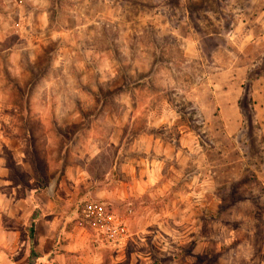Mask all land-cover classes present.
Instances as JSON below:
<instances>
[{
    "label": "rangeland",
    "instance_id": "obj_1",
    "mask_svg": "<svg viewBox=\"0 0 264 264\" xmlns=\"http://www.w3.org/2000/svg\"><path fill=\"white\" fill-rule=\"evenodd\" d=\"M87 1L55 0L54 28L42 32L40 49L24 54L21 83L28 101L39 107L31 116L48 120L55 130L38 129L40 138L29 147L34 176L11 159L12 179L29 185L34 177L45 187L75 174L67 181L72 201L62 199L54 207L74 227L82 203L97 201L95 188H112L122 174L128 177L127 167L143 155L138 150L144 133L160 135L177 151L183 129L196 137L185 150L191 156L185 186L191 199L199 201L206 155L220 176L216 183L230 190L225 195L234 196L237 213L250 220L237 262L264 264V0H103L94 6ZM78 2L84 16L77 15ZM7 36L2 47L17 39ZM7 62L6 54V70ZM237 86L243 127L232 143L217 97ZM45 104L50 108L41 113ZM167 105L175 113L173 125L149 128V112H163ZM174 162L169 159L168 166ZM177 195L164 203L171 206ZM115 211L121 216L126 207ZM204 214L215 220V211ZM209 246L215 250V242ZM103 264H109L106 258Z\"/></svg>",
    "mask_w": 264,
    "mask_h": 264
},
{
    "label": "crops",
    "instance_id": "obj_2",
    "mask_svg": "<svg viewBox=\"0 0 264 264\" xmlns=\"http://www.w3.org/2000/svg\"><path fill=\"white\" fill-rule=\"evenodd\" d=\"M54 1L0 0V32L3 34L0 42L7 40V34L17 38L9 46L0 44V259L3 264H103L104 258L109 264H127L130 257V264H239V257L244 255L239 243L248 233L246 227L250 220L237 213L235 197L225 195L230 190L221 189L216 183L214 177L219 175L209 168L206 155L203 162L208 165L201 172L205 177L203 186L200 191L194 189L199 191V201L191 199V192L185 187L191 174V156L185 150L193 146L196 137L183 129L179 128L177 151L160 135L144 133L143 146L138 150L143 153L142 157L136 165H122L127 167L128 177L122 174V179L118 178L112 188L94 189L93 198L108 211L118 215L115 209L126 207V212L118 215L127 233V240L120 248L97 246L87 229L79 227L78 223L72 227L56 215L55 204L62 199L72 201L74 197L73 192L68 196L67 181L73 180L75 174L69 173L67 180L53 187L52 184L39 185L34 177L29 185L12 179L11 159L16 161L15 166L30 170L29 174L34 176L33 167L26 159L29 147L32 142H38V129L47 133L54 128L48 120L40 121L31 116L39 107L28 101L29 91L21 83L24 54L40 49L42 46L37 42L42 32L54 28L51 24ZM6 54L7 70L3 63ZM218 97L224 130L233 143L243 127L239 86L221 91ZM167 107L163 112H149V128L173 125L175 113L169 105ZM49 108L45 104L40 112ZM5 113L8 115H2ZM55 138L60 143L63 137L58 133ZM169 159L175 161L170 166ZM231 190L235 192L236 187ZM171 194L180 196L169 206L164 200ZM248 200L244 205L250 206ZM212 211L216 213L215 220L204 214ZM212 242H215V250L209 246Z\"/></svg>",
    "mask_w": 264,
    "mask_h": 264
},
{
    "label": "built area",
    "instance_id": "obj_3",
    "mask_svg": "<svg viewBox=\"0 0 264 264\" xmlns=\"http://www.w3.org/2000/svg\"><path fill=\"white\" fill-rule=\"evenodd\" d=\"M77 223L91 233L93 243L99 247L116 249L127 240L123 219L108 212L98 201L86 200L82 203Z\"/></svg>",
    "mask_w": 264,
    "mask_h": 264
},
{
    "label": "trees",
    "instance_id": "obj_4",
    "mask_svg": "<svg viewBox=\"0 0 264 264\" xmlns=\"http://www.w3.org/2000/svg\"><path fill=\"white\" fill-rule=\"evenodd\" d=\"M58 1V0H57ZM89 4H90V6H94V5H97L98 3L99 4H105L104 3V1L103 0H88L87 1ZM56 3H58V2H56ZM77 10L79 11V14L77 13V15L78 16H84L85 14L81 11V9L79 8V2H78V4H77ZM80 12H82V14H80Z\"/></svg>",
    "mask_w": 264,
    "mask_h": 264
},
{
    "label": "water",
    "instance_id": "obj_5",
    "mask_svg": "<svg viewBox=\"0 0 264 264\" xmlns=\"http://www.w3.org/2000/svg\"><path fill=\"white\" fill-rule=\"evenodd\" d=\"M51 187H53V185Z\"/></svg>",
    "mask_w": 264,
    "mask_h": 264
}]
</instances>
